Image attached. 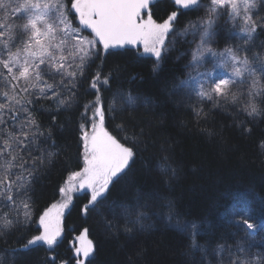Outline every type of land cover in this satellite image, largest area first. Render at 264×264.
<instances>
[{
  "label": "snow or ice",
  "instance_id": "6c2138e0",
  "mask_svg": "<svg viewBox=\"0 0 264 264\" xmlns=\"http://www.w3.org/2000/svg\"><path fill=\"white\" fill-rule=\"evenodd\" d=\"M171 4L158 20V0H0V264H68L55 253L77 209L118 242L120 264H264V204L257 216L251 200L241 207L232 195L222 220L209 223L185 219L161 191L182 173L167 134L172 111L187 108L198 130L221 141L223 128L247 138L264 125V0ZM182 16L194 18L181 25ZM145 54L160 80L151 95L122 86L142 80L122 58ZM173 57L179 73L164 76ZM217 119L221 129L202 127ZM70 139L82 161L75 170ZM255 147L264 156V137ZM138 160L159 177L154 186L133 179ZM60 163L59 198L37 212ZM122 181L124 194L112 200ZM88 232L69 241L73 264H95ZM39 251L45 256L31 260Z\"/></svg>",
  "mask_w": 264,
  "mask_h": 264
},
{
  "label": "trees",
  "instance_id": "16d2710c",
  "mask_svg": "<svg viewBox=\"0 0 264 264\" xmlns=\"http://www.w3.org/2000/svg\"><path fill=\"white\" fill-rule=\"evenodd\" d=\"M170 10H173L171 0H158V6L153 9L154 18L158 20L164 18ZM191 18L194 17L182 16L181 25ZM185 47L186 45L177 38V51ZM140 50L142 51V46ZM153 60L154 57H149L147 54L142 60H137L134 56L123 57L122 62L128 64L129 72L132 75L139 74L142 80L135 84L124 83L122 86L138 88L145 95L156 93L160 88V80L150 71ZM162 67L164 76L179 73L174 57L167 60ZM40 119L44 122L46 117L41 116ZM181 123L185 126L180 127ZM168 125L167 134L174 137L178 144L176 159L182 168V173L180 181L172 189L161 188V191L176 200L178 209L184 214L185 219L207 218L209 223L220 222L223 208L231 203L232 195L241 197V207L249 206L245 198L251 200L250 210L257 216L261 214L264 204V156L258 153L255 145L264 137V125H259L247 138L238 137L231 128H223L221 141L220 138H209L198 130L187 108L172 111ZM222 125L223 122L217 119L210 125H202V127L219 130ZM66 143L72 145L69 150L71 156L69 166L75 170L77 163H82L77 159V145L74 139L67 140ZM65 176L64 163L58 164L50 172L49 178L43 185V195L36 205L37 212L58 199L56 189L63 183ZM133 179L139 185L150 188L158 182L159 177L155 171L146 172L145 164L138 160L133 169ZM125 186V181L117 185L112 190L111 199L119 200L124 194ZM75 202L79 204L86 201H82V195H78ZM36 218L34 215L33 219ZM31 227L33 231L28 233L29 236L35 234L37 225L33 224ZM84 228L89 230V237L98 245L95 264H120L122 255L118 242L104 235L98 217L95 215L84 217L78 209L74 210L70 217H66L65 235L55 254L60 259L67 260L68 264H73L69 241L74 239L75 235H79ZM261 241H264V234L257 237V243ZM12 246L17 245L13 243ZM44 256L45 253L39 251L33 253L30 259L38 262Z\"/></svg>",
  "mask_w": 264,
  "mask_h": 264
},
{
  "label": "rangeland",
  "instance_id": "374dc122",
  "mask_svg": "<svg viewBox=\"0 0 264 264\" xmlns=\"http://www.w3.org/2000/svg\"><path fill=\"white\" fill-rule=\"evenodd\" d=\"M177 38H179V37H177ZM180 39V38H179ZM187 39H191V37L189 36V37H187ZM78 195H82V194H78ZM59 198V197H58ZM64 235H65V233H64ZM76 236H78V235H75L74 237H76ZM63 238H64V236H63ZM88 239H91L90 237H89V235H88ZM72 240H74V239H72ZM71 240V241H72ZM92 240V239H91Z\"/></svg>",
  "mask_w": 264,
  "mask_h": 264
}]
</instances>
